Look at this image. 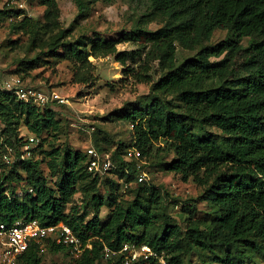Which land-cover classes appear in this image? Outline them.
I'll list each match as a JSON object with an SVG mask.
<instances>
[{
	"label": "trees",
	"instance_id": "trees-1",
	"mask_svg": "<svg viewBox=\"0 0 264 264\" xmlns=\"http://www.w3.org/2000/svg\"><path fill=\"white\" fill-rule=\"evenodd\" d=\"M76 2L80 16L88 12L83 0ZM42 3L48 9L44 24L22 9L0 8V22L13 18L11 31L45 43L47 51L23 62L29 64L26 69L44 54L74 63L75 76L85 82L93 69L90 59L111 56L126 76L151 90L145 99L126 102L110 113L109 118L133 127L134 145L111 154L113 167L105 176L88 171L87 151L45 149V132L56 136L61 130L57 103L39 107L0 93V128L8 143L20 145L21 127L25 135L39 139L31 158L5 172L0 224L22 220L69 226L89 245L74 264H125L128 255L121 250L126 244L148 246L167 264H192L187 257L193 250L208 254L202 264H258L253 256L264 257V0H149V12L133 29L118 39L97 36L90 41L70 39L71 32L58 21L56 0ZM154 15L165 22L149 29L144 18ZM216 30L227 31L226 37L205 45ZM124 44L133 48L120 51L118 46ZM178 47L199 49L178 64ZM154 63L161 71L157 80L151 75ZM159 143L173 154L164 168L202 189L183 207L184 230L173 223L162 192L148 181H137L139 161L127 158L128 150L136 149L142 162ZM101 187L107 189L106 197ZM79 190L82 199L76 206ZM202 202L210 208L211 219L195 217ZM105 205L109 214L102 221ZM46 247L54 252L67 249L50 239ZM41 253L31 245L21 264H41Z\"/></svg>",
	"mask_w": 264,
	"mask_h": 264
},
{
	"label": "rangeland",
	"instance_id": "rangeland-1",
	"mask_svg": "<svg viewBox=\"0 0 264 264\" xmlns=\"http://www.w3.org/2000/svg\"><path fill=\"white\" fill-rule=\"evenodd\" d=\"M7 0H1L0 8ZM88 12L81 15L76 0H56L59 10V23L63 29L71 32L70 39L81 38L90 41L92 38L118 39L123 31L131 30L137 26L143 15L149 12V0H83ZM11 6L18 8L24 5L25 13L41 24L46 23L48 9L43 0H10ZM7 5V4H6ZM144 25L149 29L162 26L165 19L154 15L144 18ZM10 22V21H9ZM9 22H0V67L5 75H25V81L30 86L43 92H54L59 95L64 103L55 106L56 118L60 122L61 130L58 134L43 135L46 139L45 149L51 146L63 149L70 147L74 151H88L96 149L103 156L111 157L115 151H122L134 145L133 127L125 121H116L109 118L110 113L122 107L126 102L143 100L150 94L151 86L134 81L126 76L124 68L114 57L91 58V76L85 82L79 81L75 74L77 66L71 61L42 54L41 61L34 66L23 64L34 59L44 49L45 43H35L32 39L21 33L11 31ZM227 31L216 30L213 37L204 44H214L222 41ZM244 44L248 39L243 40ZM130 44L119 45L120 51L131 50ZM199 47L194 50L177 49V62L181 64L193 58ZM22 69V70H21ZM24 69V70H23ZM151 75L154 80L161 75L157 63H154ZM174 105L180 103L170 97ZM22 132L26 133L24 127ZM173 158V154L164 148L163 143L156 144L150 155L142 159L144 170L148 176V183L157 187L166 199V207L173 223L186 228L183 207L189 205L192 199L200 196L202 189L191 179L187 182L164 168V164ZM44 172H49L43 165ZM110 177V176H108ZM116 176L111 179L116 180ZM52 180V179H50ZM56 181V178H54ZM121 184V180L119 182ZM81 190V188H80ZM77 193L73 205L79 206L82 199L81 192ZM101 194L106 197L107 189L101 187ZM122 191V189L120 190ZM168 195V196H167ZM92 216L91 209H88ZM109 208L105 205L100 213V219L105 221ZM199 219H211L210 208L202 202L198 205L195 214ZM59 252H54L48 247L41 253V264H74L76 256L71 254L68 247ZM255 254L253 259L258 264L264 263V257ZM211 256V255H210ZM208 254L200 255L193 250L187 257L192 264H202L207 260ZM103 264H107L104 260Z\"/></svg>",
	"mask_w": 264,
	"mask_h": 264
},
{
	"label": "built area",
	"instance_id": "built-area-1",
	"mask_svg": "<svg viewBox=\"0 0 264 264\" xmlns=\"http://www.w3.org/2000/svg\"><path fill=\"white\" fill-rule=\"evenodd\" d=\"M5 5L11 6L10 0ZM24 5L19 4L18 9H23ZM27 15V14H26ZM28 16V15H27ZM13 18L10 19L12 21ZM0 93L14 96L19 101L29 105L45 107L53 103H64V100L54 92H43L27 84V82L18 75H5L0 67ZM24 140L20 145H11L6 140V136L0 128V184L4 181V175L7 169L17 161H24L31 158L39 139L32 135L21 134ZM89 163L88 171L94 174L105 176L112 169L113 164L110 157L103 156L94 148L88 151ZM128 159H136L137 181L139 183L148 181L147 173L142 169L141 152L136 149H129ZM127 187V185L125 186ZM29 192H33L32 189ZM52 240L58 245L68 247L71 254L79 257L84 251L85 246L74 234L72 229L65 225L41 226L37 221H16L10 225L0 224V264H21V259L31 245H36L43 252L45 241ZM121 252L127 253L125 264L132 262L152 261V264H167L166 260L159 256L148 246L137 247L135 245H124Z\"/></svg>",
	"mask_w": 264,
	"mask_h": 264
}]
</instances>
